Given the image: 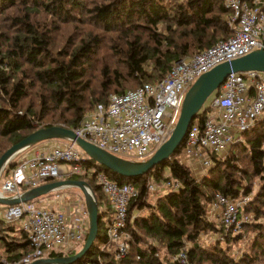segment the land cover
Instances as JSON below:
<instances>
[{"label": "trees", "instance_id": "trees-1", "mask_svg": "<svg viewBox=\"0 0 264 264\" xmlns=\"http://www.w3.org/2000/svg\"><path fill=\"white\" fill-rule=\"evenodd\" d=\"M232 16L223 0H0V155L39 124L73 130L87 111L107 106L112 93L162 82L179 61L231 38ZM106 39L120 63L102 65L98 87L89 72L106 49ZM219 94L205 103L196 118L200 123ZM242 138L225 155L211 153L212 165L200 179L179 160L184 143L165 164L137 178H124L95 160L82 162V172L68 177L86 180L95 193L98 233L91 249L74 264L98 257L102 264H174L183 249L190 264H264V118ZM21 159L12 158L0 177H10ZM93 168L119 185L134 184L139 192L129 205L127 232L132 240L123 259L116 258L113 247L101 249L108 244L106 222L112 208L87 171ZM171 180L179 181L181 189L149 203L148 183ZM256 180L259 188L244 209L255 218L253 224L231 235L209 219L208 208L217 194L248 197ZM210 233L218 234L227 247L217 241L203 244L202 235ZM248 233L256 236L241 257L234 256L230 244ZM30 252L17 222L0 219V264H22Z\"/></svg>", "mask_w": 264, "mask_h": 264}, {"label": "built area", "instance_id": "built-area-1", "mask_svg": "<svg viewBox=\"0 0 264 264\" xmlns=\"http://www.w3.org/2000/svg\"><path fill=\"white\" fill-rule=\"evenodd\" d=\"M233 16L229 25L233 36L193 57L179 61L160 83L144 84L123 94H113L107 106L97 105L75 126V134L107 153L132 162L148 161L157 149L172 136L182 112L187 91L203 76L220 64L234 61L257 50L264 51V0H223ZM219 96L209 105L203 124L195 119L185 138L179 160L191 166L194 175L211 167V153L226 154L243 140L242 134L264 118V73H235L219 88ZM32 153L20 160L10 177L0 185L2 195H14L22 186L35 187L48 181L69 178L82 172L81 163L88 160L82 148L66 139ZM23 152V151H22ZM106 196L111 217L106 222L108 244L117 259H123L131 248L127 232L129 205L138 197L135 185H119L101 170L88 169ZM177 180L164 183L169 191L181 189ZM57 189L49 195L6 206L0 219L15 223L27 235L31 252L22 264L39 258L55 257L52 253L81 247L89 230L84 200ZM148 192L160 188L148 183ZM249 197L232 199L217 194L208 208L209 219L217 221L227 232L239 233L253 216L244 209ZM79 250V249H78ZM174 264H190L186 249L173 258ZM84 264H102L96 260Z\"/></svg>", "mask_w": 264, "mask_h": 264}, {"label": "water", "instance_id": "water-1", "mask_svg": "<svg viewBox=\"0 0 264 264\" xmlns=\"http://www.w3.org/2000/svg\"><path fill=\"white\" fill-rule=\"evenodd\" d=\"M258 71L264 73V51L257 50L249 55L234 59V61L220 64L218 67L203 74L201 78L187 91L182 112L172 136L161 145L148 161L141 163L118 158L107 153L98 146L90 144L77 136L72 129L64 126H43L36 128L27 136L13 143L0 155V175L17 154L28 149L29 146L42 143L46 140L66 139L79 145L89 159L95 160L105 169L112 171L124 178H137L148 174L158 165H163L181 148L185 142L193 121L204 109L205 103L219 90L229 76L235 73ZM76 188L83 195L84 206L87 211L89 230L84 243L78 251L64 256L39 258L28 264H74L80 261L91 249L98 233L97 200L90 185L83 179L64 178L61 180L46 181L35 187L14 193V195H2L0 204L14 206L16 204L30 202L46 194L62 188Z\"/></svg>", "mask_w": 264, "mask_h": 264}, {"label": "rangeland", "instance_id": "rangeland-1", "mask_svg": "<svg viewBox=\"0 0 264 264\" xmlns=\"http://www.w3.org/2000/svg\"><path fill=\"white\" fill-rule=\"evenodd\" d=\"M85 28V30H87V27H84ZM159 29L161 30V31H163L165 28H163V26L161 25V26H159ZM112 36V35H111ZM110 39H106V42H105V46H106V49L105 50H103L102 51V53L100 54V56L97 58V57H95V59H94V63H95V66H93L91 69H90V72H89V74H90V77H91V79H92V81L96 84L97 82H98V87H99V82H100V77H101V74H100V69L102 68V65H104V66H106V64L107 65H112L113 67H116V66H118V64L120 63V62H118V60H119V58L117 57V56H115V55H113L112 54V50H110ZM98 63V64H97ZM133 90V89H132ZM112 95H113V93H112ZM214 98H212V100H213ZM29 100H27V102H28ZM209 102V101H208ZM94 108H92L91 110H89V111H87L86 112V114H85V116L86 115H89L90 113H91V111L93 110ZM44 122H48V121H44ZM35 125H38V124H36L35 123ZM61 125V124H60ZM38 126H43L42 124H39ZM62 126V125H61ZM39 128V127H38ZM53 142V141H52ZM30 151V148H28V150H26V151H24V152H22V153H19V154H17L15 157H14V159H17V158H24L25 157V155H28V152ZM223 155H225V154H223ZM168 173V172H167ZM204 174V172L202 173L201 172V170H200V174H199V177H198V179H200V177L202 176ZM168 175H169V173H168ZM4 178H6L4 175L2 176V177H0V185L2 184V181H3V179ZM57 180H60V179H57ZM151 184H153V185H155V186H157V187H159L160 189L157 191V192H152V191H150V192H148V202L149 203H155V201L160 197V196H163V195H165V194H167V193H169L170 191H169V189L167 190V189H164V188H162V186L164 185V183H166V182H162V183H158V184H156V183H154L153 181H151L150 182ZM258 184V182H257V180L256 181H254V184H253V194H251L250 196H248L249 197V200H250V198H252V196L257 192V190H258V188H259V186L257 185ZM63 192H65V193H67V194H69V195H71V196H75L76 198H81V199H83V195H82V193L79 191V189H76V188H66V189H64V190H62ZM239 198H242V196L241 197H239ZM6 208V206L5 205H2V204H0V211H2V210H4ZM100 208H103V209H106V207L105 206H102V205H100ZM148 211L147 210H144L143 211V213H147ZM215 221V220H214ZM255 222V218H254V220L252 221V224ZM17 225L19 226V221L17 222ZM219 227L221 228V226H220V224H219ZM236 234H240V233H235V232H233V234H231V235H236ZM254 236H256L255 234H252V233H248V234H246V236H244V238H242V239H240V241L239 242H237L236 244L235 243H231L230 244V247H231V251H232V254L234 255V256H236V257H241V255L244 253V252H246L247 251V249H248V245H249V243H250V240L252 239V237H254ZM218 238H219V235L217 234V235H215V233H210V234H208V235H202V237H201V242L203 243V244H205V245H207L208 246V244H210V243H212V242H221V241H218ZM223 238H221V240H222ZM222 243V246L224 247V246H226L227 247V243H226V241L224 240V241H222L221 242ZM79 247L77 246V248L76 247H74V249H71V250H69V249H67V248H63V249H61L60 250V253H69V252H72V251H75L76 249H78Z\"/></svg>", "mask_w": 264, "mask_h": 264}, {"label": "crops", "instance_id": "crops-1", "mask_svg": "<svg viewBox=\"0 0 264 264\" xmlns=\"http://www.w3.org/2000/svg\"><path fill=\"white\" fill-rule=\"evenodd\" d=\"M53 143H55L54 140H46V141H44L42 143H39V144L35 145L34 147H31L30 151L28 152V155H25L24 158H28L32 153L38 151L41 148H44V146L52 145Z\"/></svg>", "mask_w": 264, "mask_h": 264}]
</instances>
